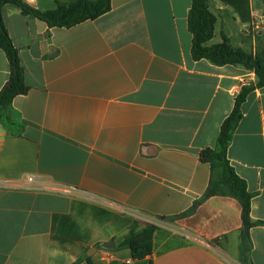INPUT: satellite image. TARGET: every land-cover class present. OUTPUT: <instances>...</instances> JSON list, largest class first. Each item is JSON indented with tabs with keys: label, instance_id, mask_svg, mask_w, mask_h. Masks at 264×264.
<instances>
[{
	"label": "crops",
	"instance_id": "crops-1",
	"mask_svg": "<svg viewBox=\"0 0 264 264\" xmlns=\"http://www.w3.org/2000/svg\"><path fill=\"white\" fill-rule=\"evenodd\" d=\"M28 1L49 10L75 0ZM110 2L70 27L2 8L28 90L10 103L11 127L0 123V264L131 262L119 240L134 221L157 226L152 253L135 264H243L241 205L204 196L210 167L200 152L215 147L254 72L192 59V0ZM248 3L245 22L209 0L208 45L225 35L234 48L264 51V31L252 27L264 2ZM8 76L0 48V90ZM241 110L227 158L253 194L249 262L264 264V85Z\"/></svg>",
	"mask_w": 264,
	"mask_h": 264
},
{
	"label": "trees",
	"instance_id": "trees-1",
	"mask_svg": "<svg viewBox=\"0 0 264 264\" xmlns=\"http://www.w3.org/2000/svg\"><path fill=\"white\" fill-rule=\"evenodd\" d=\"M221 1L233 7L242 21L251 20L248 0ZM5 4H13L19 7L23 14L33 15L51 27H70L87 19H94L109 11L111 2L110 0L57 2L55 8L41 10L28 0H0V48L4 51L9 62V76L0 90V123L10 128L13 124L7 114L10 103L16 95L26 93L28 86L24 82L23 68L20 64L17 49L13 45L4 24L2 8ZM215 22L216 16L209 9V0H192L187 16V27L192 35V59L204 58L215 65H242L245 69L254 72L255 80L243 85L236 95L231 111L221 123L215 147L205 148L200 152V159L208 163L210 167V179L204 196H232L239 201L243 230L242 262L243 264H250L251 241L249 229L258 223L252 220L250 216V203L253 194L247 190L246 182L237 175L230 164L227 158V148L231 142L233 132L242 118V103L251 91L264 85V51L253 54L241 48H234L225 35H222L221 42L208 45L207 43L214 36ZM198 203L199 201H196L195 205ZM195 205L186 210L185 214L191 213ZM156 228L157 226L153 223H140L138 221L132 223L126 234L119 240V244L129 246L131 251L132 261L123 264H135V261L141 260L152 253V234ZM86 260L91 263L88 257Z\"/></svg>",
	"mask_w": 264,
	"mask_h": 264
},
{
	"label": "built area",
	"instance_id": "built-area-1",
	"mask_svg": "<svg viewBox=\"0 0 264 264\" xmlns=\"http://www.w3.org/2000/svg\"><path fill=\"white\" fill-rule=\"evenodd\" d=\"M252 27L255 31H264V11L259 12L252 20ZM31 180V178H29ZM3 186H7V183H3Z\"/></svg>",
	"mask_w": 264,
	"mask_h": 264
},
{
	"label": "water",
	"instance_id": "water-1",
	"mask_svg": "<svg viewBox=\"0 0 264 264\" xmlns=\"http://www.w3.org/2000/svg\"><path fill=\"white\" fill-rule=\"evenodd\" d=\"M113 245H114L113 241H109V242H106V243L103 244V246L106 247V248H109V247H111Z\"/></svg>",
	"mask_w": 264,
	"mask_h": 264
},
{
	"label": "rangeland",
	"instance_id": "rangeland-1",
	"mask_svg": "<svg viewBox=\"0 0 264 264\" xmlns=\"http://www.w3.org/2000/svg\"><path fill=\"white\" fill-rule=\"evenodd\" d=\"M41 1H46V0H38V2L40 3V5L42 6ZM215 39H219L218 34L215 35Z\"/></svg>",
	"mask_w": 264,
	"mask_h": 264
}]
</instances>
